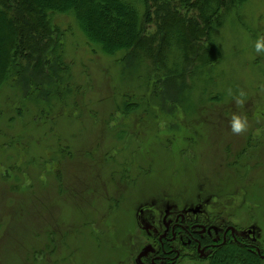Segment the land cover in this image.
<instances>
[{"label": "rangeland", "instance_id": "374dc122", "mask_svg": "<svg viewBox=\"0 0 264 264\" xmlns=\"http://www.w3.org/2000/svg\"><path fill=\"white\" fill-rule=\"evenodd\" d=\"M52 23L63 39L59 81L41 84L40 104L11 81L0 88V264H122L143 246L135 216L148 204L208 201L263 243L264 53L254 43L264 0L216 28L211 76L196 72L181 92L172 79L166 94L150 58L101 53L71 15ZM166 60L181 59L171 49ZM229 88L246 93L242 108ZM124 101L134 103L127 112ZM233 113L247 115L248 132L232 134Z\"/></svg>", "mask_w": 264, "mask_h": 264}, {"label": "trees", "instance_id": "16d2710c", "mask_svg": "<svg viewBox=\"0 0 264 264\" xmlns=\"http://www.w3.org/2000/svg\"><path fill=\"white\" fill-rule=\"evenodd\" d=\"M246 1L0 0V88L11 81L22 87L23 97L33 95L40 104L38 98L47 90L41 84L52 86L59 81V73L66 70L62 33L52 23V15L68 14L74 17L88 44L101 53L122 52L120 59L128 62L148 57L153 62L154 81L165 85L164 93L171 91L172 79L176 78L180 81L174 83L179 84L181 92L187 77L196 72L211 76L209 72L219 57L214 31ZM171 49L181 59L175 68L166 60ZM132 106L134 103L124 101L125 112ZM207 264L262 261L246 248L228 244Z\"/></svg>", "mask_w": 264, "mask_h": 264}, {"label": "flooded vegetation", "instance_id": "af4514ba", "mask_svg": "<svg viewBox=\"0 0 264 264\" xmlns=\"http://www.w3.org/2000/svg\"><path fill=\"white\" fill-rule=\"evenodd\" d=\"M213 206L207 201L163 210L148 204L135 216L143 246L122 264H207L228 244L242 246L264 261V242L249 239L245 234H250V229L245 233L241 224L233 223ZM146 218L149 224L141 225Z\"/></svg>", "mask_w": 264, "mask_h": 264}, {"label": "clouds", "instance_id": "9594fccd", "mask_svg": "<svg viewBox=\"0 0 264 264\" xmlns=\"http://www.w3.org/2000/svg\"><path fill=\"white\" fill-rule=\"evenodd\" d=\"M254 50L257 54L264 53V35L259 36L254 43ZM228 96L232 97L235 101V104L238 108H242L244 106L246 100V93L243 89L238 90V94H234L232 89L229 88L227 90ZM230 129L232 134L234 135H243L248 132L250 128V124L248 121V117L246 114H238L233 113L231 115L230 121ZM261 134V130L257 129L253 135L259 136Z\"/></svg>", "mask_w": 264, "mask_h": 264}]
</instances>
